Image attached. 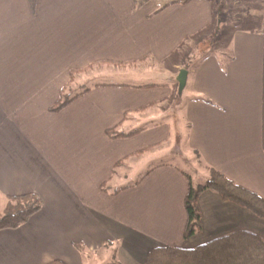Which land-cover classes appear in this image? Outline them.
I'll return each instance as SVG.
<instances>
[{
	"label": "crops",
	"instance_id": "obj_1",
	"mask_svg": "<svg viewBox=\"0 0 264 264\" xmlns=\"http://www.w3.org/2000/svg\"><path fill=\"white\" fill-rule=\"evenodd\" d=\"M218 1L0 0V215L10 195L41 203L0 229V264H144L157 246L264 239V218L209 189L183 236L186 174L213 168L264 198V17L263 36L236 30L199 55Z\"/></svg>",
	"mask_w": 264,
	"mask_h": 264
},
{
	"label": "trees",
	"instance_id": "obj_2",
	"mask_svg": "<svg viewBox=\"0 0 264 264\" xmlns=\"http://www.w3.org/2000/svg\"><path fill=\"white\" fill-rule=\"evenodd\" d=\"M31 6L35 0H29ZM105 61V60H104ZM118 65L126 64L123 61H111ZM98 61L92 62L93 66ZM89 66L72 68L70 75L75 70H85ZM70 97L60 92L58 99L49 106L50 110H59L69 101ZM107 129V132L113 131ZM151 146L142 148L144 151ZM188 176V189L183 199L186 212V222L183 236L189 237L200 226L201 213L198 207V196L205 189L218 192L224 200L233 201L248 208L256 215L264 218V198L258 193L236 183L221 172L211 168L210 176L202 183L194 184ZM40 198L35 193H24L8 196L7 203L0 215V229L15 227L26 221L40 207ZM47 264H64L59 260H53ZM144 264H264V239L249 230H235L222 236L211 239L192 248H184L174 245L157 246L150 249L146 255Z\"/></svg>",
	"mask_w": 264,
	"mask_h": 264
},
{
	"label": "rangeland",
	"instance_id": "obj_3",
	"mask_svg": "<svg viewBox=\"0 0 264 264\" xmlns=\"http://www.w3.org/2000/svg\"><path fill=\"white\" fill-rule=\"evenodd\" d=\"M229 3H231L229 0L218 1L217 6L219 7V10L217 8V13L219 15L217 18H219V21L222 19V22L216 26L215 36H210L205 39L204 43L206 44V47L202 49L201 54L199 55H202V52L207 54L213 53L215 50H219L218 46H220V48H225L227 45V39L229 36L231 37L236 30L245 29V31L252 32V29H254L255 34L263 36V31H260L264 17V9L262 7H260V9H257L256 7V9L246 10L245 6H248V0H237L233 5H230ZM218 30L219 33L217 32ZM217 33L218 35L216 37ZM215 40L220 41V43ZM224 61L227 60L224 59ZM177 150V146H175L176 153ZM173 159H175V163L183 166L191 172V169L188 166L189 164L185 165L180 156L178 158V155L176 154ZM192 161L193 159L191 158V162ZM193 176L197 179L195 174H193Z\"/></svg>",
	"mask_w": 264,
	"mask_h": 264
},
{
	"label": "water",
	"instance_id": "obj_4",
	"mask_svg": "<svg viewBox=\"0 0 264 264\" xmlns=\"http://www.w3.org/2000/svg\"><path fill=\"white\" fill-rule=\"evenodd\" d=\"M187 79V69L181 68L176 76V80L178 81V93L180 94L186 84Z\"/></svg>",
	"mask_w": 264,
	"mask_h": 264
},
{
	"label": "built area",
	"instance_id": "obj_5",
	"mask_svg": "<svg viewBox=\"0 0 264 264\" xmlns=\"http://www.w3.org/2000/svg\"><path fill=\"white\" fill-rule=\"evenodd\" d=\"M137 2V4H141L143 2H145L146 0H135Z\"/></svg>",
	"mask_w": 264,
	"mask_h": 264
}]
</instances>
